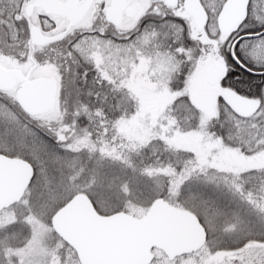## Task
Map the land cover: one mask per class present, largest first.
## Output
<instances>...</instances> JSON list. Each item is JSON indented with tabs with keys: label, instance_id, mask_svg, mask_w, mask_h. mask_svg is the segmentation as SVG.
<instances>
[{
	"label": "rangeland",
	"instance_id": "1",
	"mask_svg": "<svg viewBox=\"0 0 264 264\" xmlns=\"http://www.w3.org/2000/svg\"><path fill=\"white\" fill-rule=\"evenodd\" d=\"M203 2L211 7L214 13L216 2L219 1L203 0ZM164 8L160 7V10ZM12 10L0 8V62L5 66L27 70L32 64L27 33L28 22L25 15L15 14V9ZM167 12L186 19L191 36L198 41L195 48L187 52L186 63L189 74L186 76L185 85L176 91L169 88L175 70L169 56L158 58L154 68L149 67L145 61L140 62L137 67L140 75L129 82L130 89L138 99V109L122 126V131L124 133L132 131L133 138L139 139L155 129L159 130L160 136L169 144L194 154L195 161H188L183 167L190 169L188 175L191 172L201 174L199 181L204 188L210 185L217 192L226 189L228 193L232 191L229 186L231 184L233 191L238 190L240 193L247 189V185L242 186L246 184L242 174L264 167V129L260 130V126H257L254 120H251V123L238 122L250 129L247 133L250 153L235 148L230 141L210 131L212 120L221 118L223 115H220V112L228 109V104L224 100V91L227 87L222 81L210 83L207 80V70L213 62L229 66V63L225 62L226 57L222 54L221 47L228 37L219 35L213 23L205 32H199L183 7L172 11H160L159 15H165ZM7 17L9 19L6 22ZM138 21L135 19L114 27L99 21L91 23L88 19L75 27L68 38L36 51L34 59L37 66L33 73L34 77H52L58 86L57 105L49 114L40 117L28 116L18 106L15 92L0 94V98L6 100L0 99V152L32 161L36 171L34 180L37 173L41 178L35 183L33 180L20 203L0 212V264H80L76 253L52 228L51 219L54 213L75 194L80 192L88 194L85 191L90 190V183L93 181L87 180L86 184L77 187L81 176L74 174L73 163L59 157L58 154H53L45 143L47 144L46 140L52 139L58 145L53 146L54 150L60 148L65 152L77 153L86 149L88 151L96 149L95 142L86 139V134L77 123L80 107L77 102L79 91L76 86V57L80 54L87 55L97 62L116 58L118 49L101 36L115 37L129 34L138 26ZM223 52L226 53L227 49H223ZM147 70L153 71L149 75H143ZM260 78H262V93L264 77ZM182 96L189 99L195 110L197 126L191 131L175 129L173 120L166 116L174 101ZM261 99V109L254 116L255 118L261 116L264 107V95H261ZM238 130L243 132L247 129L243 130L240 126ZM247 134L245 133L246 136ZM114 135L118 136V127ZM115 142L110 140L103 144L102 151L118 148ZM111 152H118V149ZM109 158L118 163V157ZM101 168L104 170L103 165ZM167 171L162 169L160 172ZM183 175H186L185 170L177 175L175 180L185 181L187 178H182ZM104 178L105 173L99 177L100 184L105 181ZM33 184L39 190L35 191ZM99 187L100 185L97 186ZM50 188L56 190L54 194L50 192ZM124 190L128 195L127 188ZM184 198L186 201L176 202L175 205L192 211H196V208L207 216L211 212L215 216L214 210L208 207L202 208L204 204L202 206L197 204V201H194L195 197ZM197 199L207 204L204 199L200 197ZM123 200L99 202L98 211L109 214L122 210L135 216H143L154 201L146 204L129 199ZM251 203L256 213L250 210L249 214H254L256 222L252 223L250 217L241 219L238 214L236 217L239 222H217L216 217L208 219L209 226L204 222L208 231V243L201 252L174 261L167 259L162 252H156L153 264H264V229L259 226L261 213L264 212V193L256 195ZM205 209L208 213L204 211ZM255 230L263 231L260 232L262 239L242 243V240ZM228 246L235 248L230 251L227 249Z\"/></svg>",
	"mask_w": 264,
	"mask_h": 264
},
{
	"label": "trees",
	"instance_id": "2",
	"mask_svg": "<svg viewBox=\"0 0 264 264\" xmlns=\"http://www.w3.org/2000/svg\"><path fill=\"white\" fill-rule=\"evenodd\" d=\"M218 1L216 3L219 8L223 1ZM115 37L101 36L118 49V55L116 51L114 52L117 55L116 58L97 62L90 56L88 58L87 55L80 54L76 57V86L79 91L77 102L80 107L77 123L86 134V139L89 142H95L96 149L92 151L86 149L77 153L65 152L60 148L54 150L53 146L58 145L52 139L46 140V147L51 149L53 154H58L59 157L66 158L68 162L73 163L74 174L81 176L77 187L86 184L87 180L93 181L90 183V190L85 192L92 198L97 209L99 202L103 201L118 200L119 202L122 199H124L123 201L129 199L148 204L158 197H164L175 204L186 201L185 196H191L195 197L194 201H197V204L201 206L204 204L202 208L208 207L216 212L213 213L215 214L213 216L205 209L204 211L208 213L207 216L196 208V211L193 210L201 221L205 222V225L209 226L208 219L215 217L217 222H239L237 214L239 217L241 216V219L250 217L252 223L256 222L254 214H249V212L251 210L256 213L251 201L256 195L264 193V167L242 174L246 182V184L242 183V186L247 185V189L242 192L233 191L234 188L231 187V184L229 186L233 192L226 193L225 188V191L217 192L210 185L204 188L200 184L199 180L202 175L198 172H191L188 175L190 169L184 168L183 164L195 161L194 154L169 144L160 136L159 130L155 129L139 139L133 138L132 131L130 133L122 131V126L132 118L138 109V99L130 89L129 82L132 78L140 75L137 71L140 62L145 61L149 67L154 68L158 58L169 56L175 66L169 88L176 91L185 85L186 76L189 74L186 63L187 52L192 51L198 42L191 36L188 21L169 12L165 15H151L142 19L129 34ZM229 65V71L233 72V76L228 84L242 94L261 97V84L259 83L262 78L247 74L231 62ZM151 71L153 70L144 71L143 75H149ZM194 111L189 99L182 96L174 101L166 112V116L173 120L175 129L191 131L197 126ZM220 115L223 116L212 120L210 131L230 141L235 148L247 153L251 151L248 148L250 141L247 134L250 129L238 122L251 123V120H254L257 122V126H260V130H263L264 107L260 117L249 120L239 117L229 105L228 109L220 112ZM239 125L243 130H247L240 132ZM117 127L118 136L114 135L117 132ZM110 140L116 141L118 148L115 149H118V152L112 153L111 151H115L113 148L102 151V145ZM112 156L118 157V163L109 158ZM102 165L104 170L101 168ZM162 169L169 172L161 173ZM184 170L186 175H183L182 178L187 179L185 181L175 180L177 175ZM104 173L105 181L100 184L99 177ZM173 174L175 175L173 176ZM36 176L34 183L41 179L39 173ZM98 185H100L99 188H97ZM32 187L35 191L39 190L34 184ZM124 188H127L128 195ZM246 193H248V197H246ZM199 197L204 199L207 204L197 199ZM187 208L190 207L187 206ZM260 232L263 231L255 230L250 233L246 239L242 240V243L261 240Z\"/></svg>",
	"mask_w": 264,
	"mask_h": 264
},
{
	"label": "water",
	"instance_id": "3",
	"mask_svg": "<svg viewBox=\"0 0 264 264\" xmlns=\"http://www.w3.org/2000/svg\"><path fill=\"white\" fill-rule=\"evenodd\" d=\"M126 1L114 0L106 11L108 19L117 26L122 23L121 14L126 8ZM177 1L166 0L172 7L177 5ZM48 2L36 0L28 11L35 6L47 8ZM247 4L248 0H226L217 17L218 31L231 33L243 19ZM89 7L90 2H87L75 9L71 22L79 23ZM184 8L194 18L197 29L203 30L208 16L202 2L184 0ZM63 9L52 8V11L63 13ZM128 9L134 11L132 6ZM31 37L33 44L45 45L59 39L62 34L47 36L33 26ZM31 59L34 64L26 73L18 67H5L0 63V90L14 91L22 110L29 116L40 117L56 107L58 86L52 77H32L37 62ZM239 67L249 73L243 65ZM259 73H264V70H252L251 75L264 76ZM226 74L227 67L214 62L207 70V80L216 83L223 80ZM224 100L245 119L255 116L261 107L260 98L243 95L232 87L225 89ZM35 173V167L29 160L0 153V212L22 201ZM51 225L74 250L80 264H151L154 249L173 259L198 251L208 239L206 227L196 213L179 208L164 198H157L143 216L122 210L102 214L90 196L80 192L55 212Z\"/></svg>",
	"mask_w": 264,
	"mask_h": 264
},
{
	"label": "flooded vegetation",
	"instance_id": "4",
	"mask_svg": "<svg viewBox=\"0 0 264 264\" xmlns=\"http://www.w3.org/2000/svg\"><path fill=\"white\" fill-rule=\"evenodd\" d=\"M35 1L36 0H0V8L13 9V10L15 9V12H16L15 14L21 13V14L25 15V18L28 22L27 23V33H28L29 43H30V58H33V59L36 55V51L43 49V48H47L48 46H50L52 44H55L57 42L64 40L65 38H68L71 35V33L75 27L79 26L80 24H83L88 19L90 20L91 23H95V22L97 23L99 21V22L105 23V24L110 25V26L118 27L117 25L114 24V22H112V21H110V19H108L107 14H106L107 9L113 5L114 0H49V2L47 3V8L35 6L34 8L30 9V11H28V8ZM200 1L202 2V4L204 5V7L207 11L208 19H207V23H206L203 30H198L197 27L195 26L196 29L199 32H205L207 30V28L209 27V25L211 23H213L215 28L217 29V33L219 35H224V36L228 37L236 28H234L231 31V33L224 34V33H220L218 31V27H217V17H218V14H219L220 9H221L223 4H221L219 6V8H218V5L216 6V10H215V12H214L215 14H214L213 11L211 10V7H208L203 2V0H200ZM87 2H90V7H89L88 11L82 17V19L80 20L79 23L73 24L71 22V17L75 16V14H76L75 9L86 4ZM131 6L134 7V11L128 9ZM64 7H66V9H63ZM117 7H118V5H117ZM160 7H165V8L163 10H160ZM181 7H183L184 11L186 12V10L184 8V0H178L177 5L174 7L168 5L166 0H127L126 1V8L122 11V14H121L122 23L120 26H122L126 22H129V21L131 22L135 19L137 21L139 19L138 22L140 23V21L142 19L146 18L147 16L157 15L160 13V11L166 12V10L172 11V10L180 9ZM48 8H51V9H48ZM52 8L53 9H55V8L63 9V13H58V12L56 13L55 11H52ZM212 9L214 10V7H212ZM131 12H134V15H130ZM188 16L191 17L193 22H194V18L190 15H188ZM8 19H9V17L6 18V22L8 21ZM194 25H195V23H194ZM33 26H37L42 31V33L47 35V36H56V35L62 34V37H60L59 39H57L53 42L47 43L45 45H35L32 43V37H31V31H32ZM209 36H211V35H208V37ZM33 64L34 63H32L31 66ZM2 65H4V64H2ZM234 66L241 69L236 64H234ZM5 67H11V66L6 65ZM28 69L27 70L22 69V70L24 71V73H26L28 71ZM229 69H230V65L227 66V72L229 71ZM253 69L254 70H262L264 68H254L253 67ZM241 70H243V69H241ZM32 77H34L33 73H32ZM259 84H262V82H260ZM227 87H230V86H227ZM6 93H10V91L0 90V94H6ZM259 98L261 99V97H259ZM0 99L2 101H6L5 98H0ZM261 101H262V99H261ZM0 153H2V152H0ZM207 243L205 244L204 247H202L200 250H198L196 252H193V253L187 254V255H182V256H179V257H176L173 259H171L169 256H167L164 252L155 249L154 250L155 258L151 264H153L155 259H156V252H162L166 256L167 259L174 261V260H177L180 258H184L186 256L195 255L196 253L201 252L206 247ZM223 247H225V246H223ZM237 247H239V246H237ZM232 248H235V246H230V247L228 246L227 247V249H229V250ZM232 250H234V249H232ZM232 250H230V251H232Z\"/></svg>",
	"mask_w": 264,
	"mask_h": 264
},
{
	"label": "snow or ice",
	"instance_id": "5",
	"mask_svg": "<svg viewBox=\"0 0 264 264\" xmlns=\"http://www.w3.org/2000/svg\"><path fill=\"white\" fill-rule=\"evenodd\" d=\"M262 29H264V0H248L243 19L221 46L222 54L226 57L225 62H231L238 67L243 65L250 74L253 66L264 68V30ZM225 48L226 53L223 52ZM259 74L264 75V73ZM232 76L233 72L228 71L222 84L226 87L230 86L228 81ZM261 95H264V90ZM55 191L50 188L53 194ZM261 217L259 226L264 229V212L261 213Z\"/></svg>",
	"mask_w": 264,
	"mask_h": 264
}]
</instances>
